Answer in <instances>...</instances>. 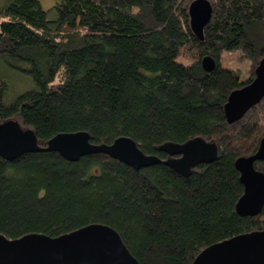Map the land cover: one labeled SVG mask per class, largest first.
Masks as SVG:
<instances>
[{"label":"trees","instance_id":"16d2710c","mask_svg":"<svg viewBox=\"0 0 264 264\" xmlns=\"http://www.w3.org/2000/svg\"><path fill=\"white\" fill-rule=\"evenodd\" d=\"M192 1L58 0L52 16L39 0L0 6V68L33 81L10 100L0 71V122L33 129L40 146L62 132L86 131L94 144L128 136L162 160L137 168L101 152L0 155L1 234L53 239L104 224L140 264H192L213 243L264 230V207L236 209L245 190L236 160L264 138V98L233 123L224 111L264 57V0H210L203 39L190 26ZM236 49L251 61L244 80L220 61ZM196 137L215 142L218 158L186 176L160 146ZM255 167L264 172V160Z\"/></svg>","mask_w":264,"mask_h":264},{"label":"water","instance_id":"95a60500","mask_svg":"<svg viewBox=\"0 0 264 264\" xmlns=\"http://www.w3.org/2000/svg\"><path fill=\"white\" fill-rule=\"evenodd\" d=\"M213 14L210 0H193L189 6L190 26L200 38ZM205 70L211 71L216 61L211 56L202 60ZM255 78L233 90L224 106L228 122L242 119L264 98V57L255 69ZM170 157L166 163L189 176L194 166L218 158V146L202 137L184 143L167 142L160 146ZM58 151L76 161L91 153H106L134 167L141 168L161 162L157 155L144 153L136 141L120 136L110 144H94L86 131L62 132L49 139L46 146L38 144L33 129H24L18 121L0 122V155L14 159L26 152ZM264 160V138L254 155L240 157L236 167L241 172L245 190L236 209L241 215H257L264 207V172L255 162ZM0 264H140L128 252L120 234L110 226L94 224L58 238L32 233L9 238L0 233ZM192 264H264V230L241 233L204 248Z\"/></svg>","mask_w":264,"mask_h":264},{"label":"rangeland","instance_id":"374dc122","mask_svg":"<svg viewBox=\"0 0 264 264\" xmlns=\"http://www.w3.org/2000/svg\"><path fill=\"white\" fill-rule=\"evenodd\" d=\"M8 0H0V6L7 3ZM58 0H39L45 10L50 11V15L54 14V7ZM221 64L225 67H231L240 70L242 80L250 75L251 61L242 56L240 49L226 50L221 55ZM2 75L5 76L8 85V99L12 100L23 91L30 89L33 86V81L29 76L19 74L9 69H1Z\"/></svg>","mask_w":264,"mask_h":264}]
</instances>
